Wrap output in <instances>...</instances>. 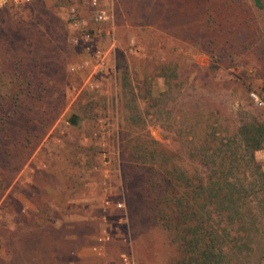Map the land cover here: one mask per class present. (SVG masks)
<instances>
[{"label":"rangeland","instance_id":"374dc122","mask_svg":"<svg viewBox=\"0 0 264 264\" xmlns=\"http://www.w3.org/2000/svg\"><path fill=\"white\" fill-rule=\"evenodd\" d=\"M127 1L142 2L153 11L141 5L131 11L129 4L127 12L133 14L126 18L125 12L118 14L117 0H107V19L95 23L88 0H32L0 14V31L9 48L36 58L59 59L49 85L64 95L59 117L0 201V264H170L176 257L175 246L147 204L141 174L119 153V124L130 118L126 106L136 104L145 111L152 100L141 98V83L158 66L183 65L182 76L188 82L172 99L175 114L182 113L165 116L161 122L184 124L188 119L184 113L196 103L220 105L226 117L241 109L264 119V105L257 106L250 97L255 93L264 102L260 57L264 0L258 7L254 0H162V10L147 0ZM70 6L85 21L84 27L69 25ZM207 20L217 24L214 35L219 45L228 47L227 34L247 49L229 50L227 62L216 71L210 70L211 59L195 45L204 39L199 26ZM86 33L89 51L73 43ZM122 61L130 81L123 90L132 89L135 100L127 96L122 101L118 96ZM151 86L154 97L165 89L157 77ZM89 97L94 100L92 110L78 125H69L75 104ZM142 117L153 140L170 151L185 152L177 135L162 128L152 113ZM255 158L264 172V150ZM258 238L253 257L264 264V239Z\"/></svg>","mask_w":264,"mask_h":264},{"label":"trees","instance_id":"16d2710c","mask_svg":"<svg viewBox=\"0 0 264 264\" xmlns=\"http://www.w3.org/2000/svg\"><path fill=\"white\" fill-rule=\"evenodd\" d=\"M161 2L147 0L158 8ZM254 2L260 5V0ZM141 3L117 0L118 14L125 12L128 18ZM129 4L132 8L127 12ZM14 6L18 7L9 6L0 14ZM141 6L153 11L151 6ZM213 22L207 20L205 26H199L204 39L195 45L211 59L210 70L216 71L227 62L229 50L247 49L238 38L230 41L227 34L228 47L219 45ZM255 52L258 54V45ZM260 57L264 63L263 52ZM59 62L57 57L36 58L9 48L0 31V201L63 110L64 95L49 85L53 66ZM182 67L177 62L163 64L153 76L144 75L141 98L152 102L143 112L136 104L126 106L130 118L119 124V153L141 174L154 220L175 246L177 255L170 264H258L253 256L258 252V237L264 239V172L255 154L264 150V119L241 109L226 117L220 105L201 107L196 103L184 113L188 118L184 124L161 122L165 116L182 113L175 114L176 101L172 100L188 84ZM118 70L120 100L126 101L127 96L135 100L132 89L123 90L130 82L125 61ZM156 77L163 80L165 89L154 97L151 85ZM93 105L92 97L76 103L69 125H78ZM150 113L162 128L177 135L184 153L170 151L149 136L142 115ZM261 244L264 246V241Z\"/></svg>","mask_w":264,"mask_h":264},{"label":"built area","instance_id":"2783aa9c","mask_svg":"<svg viewBox=\"0 0 264 264\" xmlns=\"http://www.w3.org/2000/svg\"><path fill=\"white\" fill-rule=\"evenodd\" d=\"M32 0H0V11L3 10L4 8H7L9 6H13V5H26L31 3ZM89 1V6L92 8V10L95 12L94 17H93V21L95 23H102L104 22L107 18H106V14L107 11L104 8L105 5L104 3L107 0H88ZM68 23L72 28H82L85 26V21L80 20L78 18V13L77 10L74 6H70L68 8ZM82 39H73V43L75 45H80L84 48V50L89 51L90 50V46H89V39H90V35L89 34H83ZM97 57H100V51H96L95 52ZM250 97L252 99V101L259 107H262L264 105V102L257 96V94L255 93H250ZM118 206H120L118 204Z\"/></svg>","mask_w":264,"mask_h":264},{"label":"crops","instance_id":"0c3cea01","mask_svg":"<svg viewBox=\"0 0 264 264\" xmlns=\"http://www.w3.org/2000/svg\"><path fill=\"white\" fill-rule=\"evenodd\" d=\"M32 2V1H31Z\"/></svg>","mask_w":264,"mask_h":264}]
</instances>
